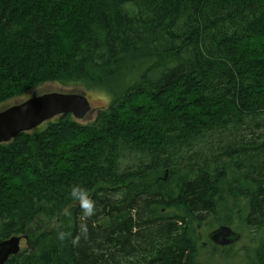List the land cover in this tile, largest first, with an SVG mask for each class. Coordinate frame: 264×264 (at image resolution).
Here are the masks:
<instances>
[{
    "label": "trees",
    "instance_id": "obj_1",
    "mask_svg": "<svg viewBox=\"0 0 264 264\" xmlns=\"http://www.w3.org/2000/svg\"><path fill=\"white\" fill-rule=\"evenodd\" d=\"M49 82L110 104L0 144L5 264H202L218 223L264 231V0H0V106Z\"/></svg>",
    "mask_w": 264,
    "mask_h": 264
},
{
    "label": "water",
    "instance_id": "obj_2",
    "mask_svg": "<svg viewBox=\"0 0 264 264\" xmlns=\"http://www.w3.org/2000/svg\"><path fill=\"white\" fill-rule=\"evenodd\" d=\"M92 112L83 92H52L31 97L0 111V144H8L19 134L31 132L56 117L71 115L83 120ZM210 240L219 247L230 246L239 235L221 226L210 234ZM25 239L14 236L0 242V264L19 254Z\"/></svg>",
    "mask_w": 264,
    "mask_h": 264
},
{
    "label": "rangeland",
    "instance_id": "obj_3",
    "mask_svg": "<svg viewBox=\"0 0 264 264\" xmlns=\"http://www.w3.org/2000/svg\"><path fill=\"white\" fill-rule=\"evenodd\" d=\"M72 92L79 91L83 92L88 101L90 102L92 112L86 116L83 120H75L81 124H87L93 121L96 117V112L99 109L106 108L110 104V100L105 93L99 91H88L83 90L82 88L75 85H63L57 82L44 83L33 89L32 93L26 95L25 97H19L17 99L10 100L4 106H0V111L4 107L15 105L26 98L37 97L43 94L52 93V92ZM59 117L54 118L51 121L57 120ZM50 121V122H51ZM48 123V122H47ZM46 124V123H44ZM32 132V131H31ZM165 173L161 172L160 176L164 178ZM221 226H228L232 229L233 232L239 235L238 240L232 244L231 247L225 249L214 250L213 246L208 243L204 248L200 250L199 260L202 264H249L250 259L253 258L255 249L257 248V242L264 237V231L254 232L249 231L244 226H239L234 228L225 223H218L215 229ZM210 233V232H209ZM208 235V234H207ZM205 242H208L207 236ZM21 247H24V241L20 244Z\"/></svg>",
    "mask_w": 264,
    "mask_h": 264
},
{
    "label": "clouds",
    "instance_id": "obj_4",
    "mask_svg": "<svg viewBox=\"0 0 264 264\" xmlns=\"http://www.w3.org/2000/svg\"><path fill=\"white\" fill-rule=\"evenodd\" d=\"M69 195L71 199L74 200L80 207V209L82 210V214L85 218L92 217L96 214V201L91 198L86 188L82 187L79 184L72 185ZM62 213L66 217L71 216V212L67 208L63 209ZM80 233L85 238L87 237L88 227L86 224L80 225ZM69 235V233H66L64 231H58L57 239L63 241ZM75 242L76 241H73V243Z\"/></svg>",
    "mask_w": 264,
    "mask_h": 264
},
{
    "label": "flooded vegetation",
    "instance_id": "obj_5",
    "mask_svg": "<svg viewBox=\"0 0 264 264\" xmlns=\"http://www.w3.org/2000/svg\"><path fill=\"white\" fill-rule=\"evenodd\" d=\"M216 230V229H214ZM209 238V236H208ZM210 244L213 246L214 250L216 251L217 249H225V248H229L231 246H226V247H219V246H216L214 243H212L210 240H209Z\"/></svg>",
    "mask_w": 264,
    "mask_h": 264
},
{
    "label": "bare ground",
    "instance_id": "obj_6",
    "mask_svg": "<svg viewBox=\"0 0 264 264\" xmlns=\"http://www.w3.org/2000/svg\"><path fill=\"white\" fill-rule=\"evenodd\" d=\"M8 107V106H7ZM226 227V226H225ZM229 228V227H228ZM231 229V228H230ZM232 230V229H231ZM214 231V230H213ZM213 231H211L209 234H208V236H210V234L213 232ZM210 240V237L208 238V241ZM211 241V240H210ZM212 242V241H211ZM210 243V242H209ZM213 243V242H212Z\"/></svg>",
    "mask_w": 264,
    "mask_h": 264
}]
</instances>
